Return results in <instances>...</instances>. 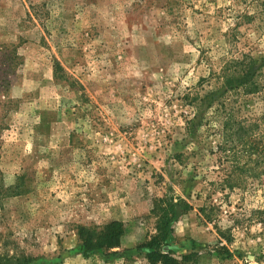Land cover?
Instances as JSON below:
<instances>
[{
  "label": "rangeland",
  "instance_id": "obj_1",
  "mask_svg": "<svg viewBox=\"0 0 264 264\" xmlns=\"http://www.w3.org/2000/svg\"><path fill=\"white\" fill-rule=\"evenodd\" d=\"M244 54L264 0H0V264H149L163 196L192 206L178 264H264V160L217 148L227 117L264 137V64L257 92L222 83ZM111 221L84 255L78 226Z\"/></svg>",
  "mask_w": 264,
  "mask_h": 264
},
{
  "label": "trees",
  "instance_id": "obj_2",
  "mask_svg": "<svg viewBox=\"0 0 264 264\" xmlns=\"http://www.w3.org/2000/svg\"><path fill=\"white\" fill-rule=\"evenodd\" d=\"M263 64L264 57L257 61L248 54L229 61V68L222 77L224 91L241 89L245 94L257 92L260 86L256 81V77ZM210 96L213 100V96ZM252 126L253 123L247 124L243 120L231 117H227L222 122V140L217 148L225 152L227 147H231L228 150L231 151L230 154L225 153V158H230L229 164L234 170L244 169L245 166H247L246 170L252 169L249 164H257L264 160V137L259 139L258 136L252 133ZM236 147L241 149L242 153H246L247 159H242V165H239ZM191 208L192 206L183 199H178L176 202L168 196L153 199L151 213L156 218V233L150 241L140 247L149 264H178L177 259L171 257L168 253H163L162 247L170 241L173 225L177 222L179 216ZM123 232L124 227L120 221H111L98 227L78 226L77 228L84 255L94 250H108L116 247ZM186 258H188V255L183 256V259Z\"/></svg>",
  "mask_w": 264,
  "mask_h": 264
}]
</instances>
